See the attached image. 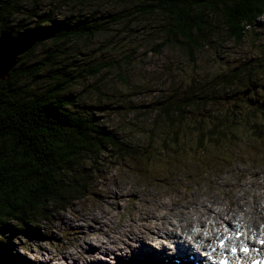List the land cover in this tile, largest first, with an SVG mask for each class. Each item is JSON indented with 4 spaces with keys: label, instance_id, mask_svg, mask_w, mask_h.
Segmentation results:
<instances>
[{
    "label": "rangeland",
    "instance_id": "374dc122",
    "mask_svg": "<svg viewBox=\"0 0 264 264\" xmlns=\"http://www.w3.org/2000/svg\"><path fill=\"white\" fill-rule=\"evenodd\" d=\"M60 1L62 0H56V3ZM135 5L137 4L132 3L131 0H93L82 10L83 13L88 11L96 13L97 17L107 15L109 16L107 21L118 17L119 14H124L126 19L117 18V22L109 25L110 31L103 32L90 43L80 41L67 46L75 56L73 59L78 61L76 65L79 67V72L95 65L102 66V70L96 76L78 77L75 72L78 78H75L70 92L77 105L83 111L94 112L106 128L117 131L120 137L131 138L132 140L127 141L137 143L141 150L147 140L140 138V133L147 125L155 124L158 113L154 108L152 111L151 106H160V103L172 106L179 98L188 97L189 100H193L194 96L203 93L205 98H211L212 93H215L217 101L199 105V109L193 106L185 109V114L189 117V121L185 123L190 126L200 123L202 128L198 131L189 130L187 135H181L182 140H179V145L174 147L182 150L181 154L174 155L180 162L165 168L168 156L154 150L158 142L149 149L151 154L148 156L142 155L121 163L119 157L106 153L102 156L103 161L96 167L99 168L98 171L93 174V185L87 186L82 197L77 194L67 195L61 210L55 213L51 211L46 217L31 216L32 221L29 220L30 223L21 235H15V232L3 234L4 236L0 234V247L5 248L6 244L8 247L5 249L7 252H4L6 255L0 257V264L6 262L60 264L63 261L77 264L79 261L74 259L80 256L82 250L86 252V257L79 264H95L92 263L93 258L89 254L91 237L85 242L80 240V236H84L88 229L92 228L94 220L100 219L91 212L99 207L101 208L99 214L110 211L106 208L114 204L113 213H116L117 217L114 223L107 222L106 231H112L111 227L117 225L121 216L118 204L125 206L122 210L126 211V214L133 211L141 218L144 214L151 215L156 209H160L161 201H167V195L180 190V183L173 178V176L177 178L178 175L188 177H184V183L191 189L188 188L187 192L184 190L186 195L194 197L202 191L203 193L211 191L213 195L216 193L219 197L218 208H229L227 214L229 217L226 220H231L233 223V210L239 208V205L232 208L223 195L232 189L228 196L234 200L232 195L235 193L238 200L242 189H248L252 184V178L258 177L260 182L264 180V167L262 170L258 169L250 163L252 161L250 158H244L257 156L259 161L264 160V113L246 120L237 117L227 120L223 117L226 114L225 109L233 107L232 105L236 103L225 101L224 97L236 98L240 102L247 101L245 106L238 107L242 117L244 112H248L249 106L264 105V73L257 72L260 66L264 67V16L257 20L261 26L255 28L254 32L248 34L240 44L226 35L222 24L216 23L219 32H216L211 42L212 47L204 48L191 58L186 51L168 42L161 50H156L158 45L166 42L161 34L166 19L158 15H141L137 13ZM68 8L70 17L76 15L72 6ZM243 67L248 69L238 75L233 87H216L217 82L229 80L235 69H243ZM9 74L5 78L0 77V82H5ZM196 81H201L199 86ZM190 82L195 84L192 90L189 88ZM225 124L230 126L229 129H226ZM214 126L219 128L222 135L211 137L209 129ZM198 153L203 155L193 160L194 155ZM229 156L232 161L233 158L239 159L241 163L229 166L224 160ZM189 157L191 160L187 161ZM210 160L216 171L214 177L204 174L201 168L193 166L205 164ZM171 168H174L172 176L163 174L164 169ZM233 168L235 170L231 172L232 178L226 179L223 173L227 170L230 175L229 169ZM137 175L144 179L149 177L143 181ZM209 183H217L215 193L213 188L205 191ZM252 185L254 191H259L257 184ZM129 188L132 190L136 188L139 192H133ZM162 190L165 195L161 194ZM119 196L124 199L119 200ZM206 205L209 209L216 208L212 204ZM250 206L252 204L246 203L240 210H248ZM176 208L183 210L180 205ZM17 222L14 220L6 222V227L19 230L20 228L16 226L20 222ZM26 232L30 234L26 235ZM161 241H165L162 234L154 235L152 245L149 247L156 250ZM131 243L134 244L132 241ZM101 250L100 248L98 252L100 253ZM103 251L107 256L109 255L108 250ZM123 251L116 250L110 255L109 264L114 262L113 258ZM68 252L71 253V257L68 256ZM127 255L130 253H125L120 258H125ZM147 260L152 262L151 259Z\"/></svg>",
    "mask_w": 264,
    "mask_h": 264
},
{
    "label": "trees",
    "instance_id": "16d2710c",
    "mask_svg": "<svg viewBox=\"0 0 264 264\" xmlns=\"http://www.w3.org/2000/svg\"><path fill=\"white\" fill-rule=\"evenodd\" d=\"M92 1L0 0V35L9 30L17 35L38 31L49 37L21 56L8 79L0 82L2 235L10 232L21 235L32 221L31 216L46 217L51 211L55 213L62 209L67 195L82 197L87 186L93 185V174L98 171L96 167L106 153L119 157L121 163L142 155L148 156L151 154L149 149L158 142L154 150L165 153L169 160L177 158L174 155L181 154L182 150L174 147L182 140L181 135L202 128L200 123L195 126L185 123L189 121L185 109L190 106L199 109V105L217 101L215 93L211 98H205L203 93L194 96L193 100L179 98L172 106L166 103L151 106L152 111L154 108L158 113L155 124L147 125L140 133V138L147 140L141 150L137 143L127 141L131 138H122L117 131L106 128L94 112L83 111L70 92L74 80L82 75L96 76L102 66L95 65L79 72L78 61L73 59L75 56L67 46L80 41L90 43L103 32L110 31L109 25L117 22V18L126 19L124 14L107 21V15L97 17L91 11L83 13L82 10ZM131 2L137 4L136 11L141 15H158L166 19L161 33L166 42L158 45L156 50H161L168 42L186 51L191 58L204 48L212 47L211 42L219 32L216 23L222 24L226 35L240 44L261 26L257 20L264 16V0ZM69 6L76 12L73 17L68 13ZM240 69H235L229 80L217 82L216 87H233L238 75L248 68ZM257 72L264 73V67L260 66ZM200 82L196 81L198 86ZM189 88H195L194 82H190ZM224 100L236 102L233 107L225 109L223 117L227 120L235 117L246 120L264 113V105H251L247 108L248 112L242 114L243 118L238 107L245 106L247 101L240 102L230 97H224ZM225 127L229 129L230 126L225 124ZM209 132L211 137L222 135L217 126L210 128ZM9 218L20 222L16 226L19 230L6 227V222L12 221L7 220ZM29 234L26 232V235ZM6 247L7 244L5 248L0 247V257L6 255Z\"/></svg>",
    "mask_w": 264,
    "mask_h": 264
},
{
    "label": "bare ground",
    "instance_id": "6f19581e",
    "mask_svg": "<svg viewBox=\"0 0 264 264\" xmlns=\"http://www.w3.org/2000/svg\"><path fill=\"white\" fill-rule=\"evenodd\" d=\"M228 158H230V156ZM229 160L231 164L234 165V162L231 159ZM229 170H230V175L227 173V170L223 173V176L226 179L232 178L233 175L231 172H234L235 169L233 168L232 170L231 169ZM184 177H187V175L184 176L178 175L177 178L173 176V178L177 179V182L180 183L181 185L180 190L175 191L171 195H167L166 196L167 201H161L160 209H156V212L153 213L154 221L148 214H144L143 218L137 217V215H135L133 211L132 212L130 211L128 214H126V211L122 210L124 209L125 206L117 203L118 205L117 204L116 205L118 206V209L121 211V216L118 219L117 225L115 224L113 225V227L116 226L115 229L117 230V232H115L114 229L112 231H106L107 222L114 223L115 220L114 215L111 213V211H103L101 214H99V211L101 209L100 207L97 208V210L92 211L91 214H93L96 218H100L94 220L95 221L94 225L92 226V228L90 227L85 234L86 239L89 240L90 237L92 239V241L90 242L91 250L89 251V254L93 258L92 263L109 264L108 258L111 257L110 255H113L112 250L123 251L124 249H128L132 251L133 249H135V251L150 255L151 250L149 246L152 245L154 235L159 233H163L165 235L164 239L170 242L171 245H174L173 250L169 251V253L180 256L183 255L184 257H187L191 255L197 256V253H195L194 248L191 247L192 242L190 241V239L197 240L199 247L207 251L208 246H211L219 238L227 234L226 230H234V227H236L237 225H241L242 228L247 229L249 231L248 233L252 235L256 234L257 232H259L258 235H260L261 234L260 231L264 230V180L260 183L256 178L252 180L251 181L252 184L258 185L259 191L257 192L254 191V189H252L253 185L251 184L248 189L247 188L245 190L242 189V193L240 197H238L237 202H235L232 198H230V196H227V199L229 200V203L232 205V208L235 207L236 205H239V208L234 209L232 219L235 224L232 225L230 220L228 221L226 220L229 217L226 214L229 208L228 209L216 208V210H213V209H209L208 206L206 205L211 200L214 201L216 200L215 199L216 196L213 195L211 191L205 192L203 194L202 192H198L194 197L186 195L184 190L187 192L188 188L189 189L191 188L189 185H186V183H184L185 182ZM179 180H183V181H179ZM214 184L217 186V183ZM211 188L213 187L210 186L209 189ZM130 190L133 192H139L137 191L136 188ZM161 194L165 195V192L162 190ZM123 199L124 198H121V196H119V200H123ZM246 203L252 204V206H250L248 210L243 209V211H241L240 209L244 207ZM110 205L114 206V204H110ZM178 205L182 206L183 210H177L178 208L176 207ZM196 207L199 208L197 209ZM187 208H192V209H187ZM185 210H189L191 212H189L187 215H184L183 213L180 212ZM192 214L193 217L195 216L194 221L191 219ZM201 217H203V220ZM171 218H173L176 223L174 227ZM179 218L181 220H179ZM159 220L162 221L165 220V222L158 223ZM222 224H227L228 228L225 230L222 229L221 231L218 232L219 227ZM256 225L258 226L256 227ZM192 226L194 230L191 229ZM120 229L123 230L124 234H122V232L119 231ZM223 232H225L224 235H222ZM211 234H216V236H212ZM128 236L129 238H127ZM85 238L81 237V240H85ZM131 241L134 243L133 245ZM94 244H98V245H94ZM100 248L102 250L99 253L98 251L100 250ZM107 249L110 250L108 256L103 251ZM85 254L86 252L82 250L80 256L75 257L76 259L74 260L79 261L77 262V264L85 260L86 257ZM241 254L243 253L236 252V257H239ZM70 255L71 253L68 252V256ZM120 256H122V253L116 255L113 258L114 262L110 264H114L115 262L119 264L121 259ZM200 258H202L201 254H200ZM153 259L155 261H158L155 258ZM64 262H66L67 264H71L67 261H63L60 264ZM133 262L136 264H152L147 260L145 255H140L139 257H135L133 260H130L127 264H131ZM206 262L207 259H203L202 263L205 264ZM190 263L192 262L189 260L187 264Z\"/></svg>",
    "mask_w": 264,
    "mask_h": 264
},
{
    "label": "water",
    "instance_id": "95a60500",
    "mask_svg": "<svg viewBox=\"0 0 264 264\" xmlns=\"http://www.w3.org/2000/svg\"><path fill=\"white\" fill-rule=\"evenodd\" d=\"M49 37L38 31L15 34L9 30L0 35V77L5 78L18 64L22 55L30 52L36 45Z\"/></svg>",
    "mask_w": 264,
    "mask_h": 264
},
{
    "label": "clouds",
    "instance_id": "9594fccd",
    "mask_svg": "<svg viewBox=\"0 0 264 264\" xmlns=\"http://www.w3.org/2000/svg\"><path fill=\"white\" fill-rule=\"evenodd\" d=\"M195 155L198 156V157H201V155H203V153H198V154H195ZM173 160H177L176 163L180 162V161L178 160V158H173ZM155 172H156V171H155ZM155 172H154V173H155ZM206 174H208V169H207V173H206ZM209 185H210V183H209ZM214 193H215V190H214ZM111 206H112V205H110V207H107L106 210L109 209L110 211H113L114 209L111 208ZM25 237H26V236H25ZM81 237H84V236H80V240H81Z\"/></svg>",
    "mask_w": 264,
    "mask_h": 264
}]
</instances>
